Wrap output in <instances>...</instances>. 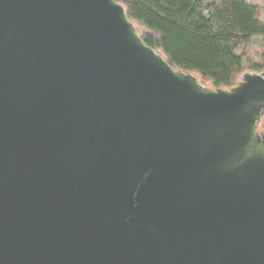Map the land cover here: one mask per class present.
<instances>
[{"label":"water","instance_id":"95a60500","mask_svg":"<svg viewBox=\"0 0 264 264\" xmlns=\"http://www.w3.org/2000/svg\"><path fill=\"white\" fill-rule=\"evenodd\" d=\"M263 112L116 0H0V264H264Z\"/></svg>","mask_w":264,"mask_h":264},{"label":"trees","instance_id":"16d2710c","mask_svg":"<svg viewBox=\"0 0 264 264\" xmlns=\"http://www.w3.org/2000/svg\"><path fill=\"white\" fill-rule=\"evenodd\" d=\"M142 40L167 62L214 88L236 84L243 70L264 71V51L242 49L260 38L264 0H116ZM264 131V112L257 123Z\"/></svg>","mask_w":264,"mask_h":264},{"label":"rangeland","instance_id":"374dc122","mask_svg":"<svg viewBox=\"0 0 264 264\" xmlns=\"http://www.w3.org/2000/svg\"><path fill=\"white\" fill-rule=\"evenodd\" d=\"M260 47L264 51V46H263L262 40L260 38H257V39H255L254 44L250 43L249 45H245L244 47H242V49L250 52V54H252V56H253L252 60L256 61V59L259 58V56H258L259 52H261ZM246 71H247V69H246ZM243 72H245V71L243 70L242 72H240L237 75V79H236L237 81L240 80L241 74ZM257 129L259 130V127Z\"/></svg>","mask_w":264,"mask_h":264}]
</instances>
